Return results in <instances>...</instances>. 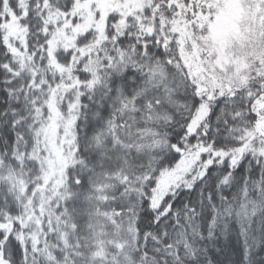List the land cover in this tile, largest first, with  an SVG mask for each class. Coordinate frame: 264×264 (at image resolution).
<instances>
[{
  "label": "snow or ice",
  "instance_id": "snow-or-ice-1",
  "mask_svg": "<svg viewBox=\"0 0 264 264\" xmlns=\"http://www.w3.org/2000/svg\"><path fill=\"white\" fill-rule=\"evenodd\" d=\"M0 264H264V0H0Z\"/></svg>",
  "mask_w": 264,
  "mask_h": 264
}]
</instances>
